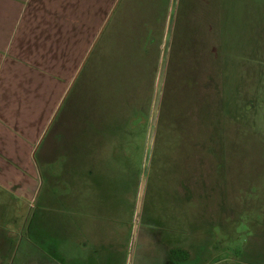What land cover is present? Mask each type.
<instances>
[{"label":"rangeland","instance_id":"1","mask_svg":"<svg viewBox=\"0 0 264 264\" xmlns=\"http://www.w3.org/2000/svg\"><path fill=\"white\" fill-rule=\"evenodd\" d=\"M129 1L98 83L78 87L65 129L84 159L76 179L82 182L86 169L103 177L98 189L90 181L84 186V203L101 211L79 208L68 221L77 232L70 233L66 212L35 215L37 200L0 195V264H57L42 251L48 249L61 255L59 264H94L100 238L107 246L99 251L101 264H264V96L251 112L250 103L226 102L220 53L228 40L220 36L217 12L204 22L198 55L192 30L174 35L176 0L170 19L158 13L145 31L137 22L128 26ZM233 1L237 15L264 16V0L246 13L243 3L251 0ZM96 113L103 116L100 127ZM54 166L41 167L44 206L57 197L73 200L65 192L73 189L65 167ZM171 247L189 257L173 259Z\"/></svg>","mask_w":264,"mask_h":264},{"label":"crops","instance_id":"2","mask_svg":"<svg viewBox=\"0 0 264 264\" xmlns=\"http://www.w3.org/2000/svg\"><path fill=\"white\" fill-rule=\"evenodd\" d=\"M172 1H129L128 14L133 20L128 26L137 22L139 29L149 30L148 26L152 27L150 23L155 22L160 13H163V21L169 20ZM124 2L0 0V195L37 200L39 206L35 215L55 212L63 215L66 212L67 232L70 233L77 232L68 221L71 220L70 215L76 211L79 213V208L88 213L94 207L96 213L101 209L91 206L90 201L84 203L85 197H89L85 182L88 186L94 172L90 174L86 169L83 181L76 179L84 159L75 153L80 146L74 150L71 137L70 142L65 139L68 116L78 87L80 89L85 80L89 83L87 87L98 83V70L106 64L108 44L113 42L122 24ZM258 2L261 0L244 2V13L250 12ZM175 9L174 35L178 31L186 33L192 30L190 34L194 38H189L194 39L198 55L204 52L201 48L203 43L199 40L206 34L204 22L208 15L217 12L220 36L228 40L226 44L221 42L220 53L226 67V102L250 103L245 108L249 112L254 110L264 96V29L253 32L252 27L258 23L263 28L264 16L237 15L233 0H212V4L206 7L203 0H176ZM96 117L95 127H100L103 116L96 113ZM50 154L53 156L49 157ZM47 159L50 160L44 162ZM43 164L57 165V169L65 167L66 182L73 187L65 191L66 195L73 193L71 203L69 200L60 203L58 197H54L50 208V205L44 206L43 187L40 185L44 181ZM52 174L51 171L48 181L54 177ZM75 195L81 199L80 206L74 205L78 199H74ZM117 197L116 192L115 201ZM104 207L105 211L107 206ZM31 229L29 227L28 231ZM32 235L37 242L41 240L37 231L33 230ZM102 239L91 255L94 264H101L99 251L103 254L107 247L103 248ZM42 251L57 264L62 263L61 255L51 249ZM81 264L88 263L84 261Z\"/></svg>","mask_w":264,"mask_h":264},{"label":"trees","instance_id":"3","mask_svg":"<svg viewBox=\"0 0 264 264\" xmlns=\"http://www.w3.org/2000/svg\"><path fill=\"white\" fill-rule=\"evenodd\" d=\"M92 172H90L91 174ZM98 179H102L101 181ZM103 182V178L99 176V174L93 173L91 176V186L95 185V187L98 189V183ZM114 188L117 192L118 197L120 196L119 194V182L118 180L114 182ZM121 197V196H120ZM122 201V198L120 199ZM169 254L173 259H178V260H185L189 257V252L181 247H171L169 248Z\"/></svg>","mask_w":264,"mask_h":264},{"label":"water","instance_id":"4","mask_svg":"<svg viewBox=\"0 0 264 264\" xmlns=\"http://www.w3.org/2000/svg\"><path fill=\"white\" fill-rule=\"evenodd\" d=\"M162 70H163V64H162V66H161V68H160V77H158V82H157L158 87H157V88H159V83H160V79H161ZM157 94H158V91H157ZM158 96H159V95H156V98H158ZM155 103L157 104V99H156ZM142 190H143V184H142V187L140 188L139 201H138V208H139V205H140V197H141Z\"/></svg>","mask_w":264,"mask_h":264},{"label":"flooded vegetation","instance_id":"5","mask_svg":"<svg viewBox=\"0 0 264 264\" xmlns=\"http://www.w3.org/2000/svg\"><path fill=\"white\" fill-rule=\"evenodd\" d=\"M33 220V218H31V221Z\"/></svg>","mask_w":264,"mask_h":264}]
</instances>
